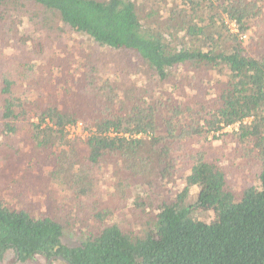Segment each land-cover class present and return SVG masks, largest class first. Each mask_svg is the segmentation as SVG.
Listing matches in <instances>:
<instances>
[{
  "label": "trees",
  "instance_id": "trees-1",
  "mask_svg": "<svg viewBox=\"0 0 264 264\" xmlns=\"http://www.w3.org/2000/svg\"><path fill=\"white\" fill-rule=\"evenodd\" d=\"M0 53V160H36L84 221L70 247L55 212L0 198V259L264 264V0H0Z\"/></svg>",
  "mask_w": 264,
  "mask_h": 264
},
{
  "label": "rangeland",
  "instance_id": "rangeland-1",
  "mask_svg": "<svg viewBox=\"0 0 264 264\" xmlns=\"http://www.w3.org/2000/svg\"><path fill=\"white\" fill-rule=\"evenodd\" d=\"M234 28V25H232ZM66 40H70L69 37H66ZM77 40L76 38H71L70 45ZM248 40V38H246ZM76 42H82L80 40ZM67 45H63L62 50H67ZM91 49L96 50L97 53H100L98 48L91 46ZM69 50V49H68ZM88 50H80L77 57H82L84 52ZM126 58V55L117 54L114 58H110V63L112 68H109L110 72L115 74L117 68H120V62ZM4 60V55L0 53V67L1 61ZM128 60V58H127ZM141 82L143 83L142 76H139ZM148 94V93H147ZM83 128V123H82ZM237 131L235 129H227L226 132ZM70 134V133H69ZM87 134V133H86ZM76 135V133L74 134ZM87 135L77 136L76 138H71L73 140L82 139L84 140ZM29 153V152H27ZM27 153H25L27 155ZM32 156L33 153L31 154ZM27 158V157H26ZM106 175L104 180H102V186L106 189L110 187L112 177L122 176V172L119 169H105ZM232 185L234 188L241 192L245 185L251 180V175L245 170H239L233 173L230 177ZM7 181L9 183L8 187H2V181ZM139 181H132V193L131 196L137 191V185ZM180 188L183 187V180L179 182ZM171 186L168 188L171 189ZM199 190L198 188L192 189V194L189 198L190 204H195L198 198ZM65 195L64 192L60 191L56 183L52 182L49 178L48 173L45 172L41 166L38 165L36 160L27 159L23 160L22 165L13 166V163L7 164L5 161L0 160V198L4 199L9 204H21L24 205L25 202L28 204L35 205L39 207L42 211L47 212L48 209L57 214V218L64 224V236L62 241L65 245L70 247H75L80 245L82 238L78 233V221L80 224L83 223L80 215L77 213L78 210L77 201L73 196H69L68 199H64L62 196ZM56 200V201H54ZM25 201V202H24ZM22 202V203H19ZM196 219L212 222L215 220L216 213L214 210H203L199 209L194 213ZM85 226L82 224V228ZM0 264H48V261L43 257H36L33 261L27 263H21L15 260L14 253L12 251L8 252L3 259H0ZM54 264H62L60 262H55Z\"/></svg>",
  "mask_w": 264,
  "mask_h": 264
},
{
  "label": "built area",
  "instance_id": "built-area-1",
  "mask_svg": "<svg viewBox=\"0 0 264 264\" xmlns=\"http://www.w3.org/2000/svg\"><path fill=\"white\" fill-rule=\"evenodd\" d=\"M238 128H239V124L227 127V129H235V130H238ZM68 132L70 133L71 138H76L77 136L86 135V133H84V130L82 128V123H78L74 126H70L68 128ZM75 133L76 135H74Z\"/></svg>",
  "mask_w": 264,
  "mask_h": 264
},
{
  "label": "water",
  "instance_id": "water-1",
  "mask_svg": "<svg viewBox=\"0 0 264 264\" xmlns=\"http://www.w3.org/2000/svg\"><path fill=\"white\" fill-rule=\"evenodd\" d=\"M56 261H60L62 264H72L70 261L65 259L63 256H54L49 261L48 264H54Z\"/></svg>",
  "mask_w": 264,
  "mask_h": 264
}]
</instances>
